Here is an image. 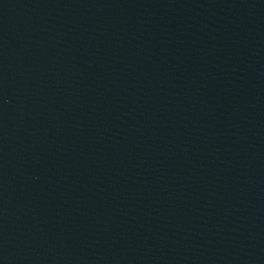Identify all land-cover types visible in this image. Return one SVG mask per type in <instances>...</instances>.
Here are the masks:
<instances>
[{
	"label": "water",
	"instance_id": "1",
	"mask_svg": "<svg viewBox=\"0 0 264 264\" xmlns=\"http://www.w3.org/2000/svg\"><path fill=\"white\" fill-rule=\"evenodd\" d=\"M0 264H264V0H0Z\"/></svg>",
	"mask_w": 264,
	"mask_h": 264
}]
</instances>
